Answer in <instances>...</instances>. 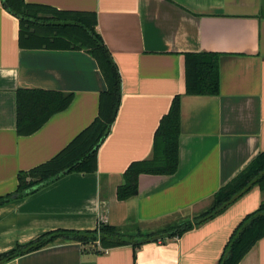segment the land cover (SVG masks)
<instances>
[{"label":"crops","instance_id":"obj_1","mask_svg":"<svg viewBox=\"0 0 264 264\" xmlns=\"http://www.w3.org/2000/svg\"><path fill=\"white\" fill-rule=\"evenodd\" d=\"M56 11L88 12L121 80L115 120L97 150V171L70 173L0 205V254L53 230L142 227L191 216L264 151V0H23ZM218 54L217 96L184 94L186 54ZM18 90L71 93L69 106L38 130H16ZM106 83L84 50L29 46L0 0V197L17 176L58 155L98 115ZM180 98L179 164L170 176L140 175L137 195L117 187L149 159L154 133ZM264 193L253 188L223 213L165 243L97 254L57 242L6 264H216L234 228ZM199 212V211H198ZM87 250V251H86ZM238 264H264V237Z\"/></svg>","mask_w":264,"mask_h":264},{"label":"trees","instance_id":"obj_2","mask_svg":"<svg viewBox=\"0 0 264 264\" xmlns=\"http://www.w3.org/2000/svg\"><path fill=\"white\" fill-rule=\"evenodd\" d=\"M5 9L18 18L20 41L29 46L62 47L84 50L96 61L106 83L100 93L98 115L58 155L17 176V187L11 194L0 197V205L14 198H23L70 173L97 171V150L108 135L121 101V80L115 63L95 30L96 17L88 12L56 11L44 6L25 4L23 0H3ZM218 54H186L184 60V94L217 96L219 93ZM73 95L61 92L18 90L16 95V130L29 135L38 130L51 116L65 110ZM180 98L175 95L168 112L160 119L154 133L149 159L132 162L123 173L117 187L119 201L137 195L140 175L170 176L179 164ZM253 188L264 193V151L235 178L220 188L208 207L192 219L155 231L143 230L134 216L124 226L99 223L93 230H53L35 239L17 244L0 254V264L35 252L57 242H78L90 251L101 254L112 248L131 246L133 251L151 242L165 243L223 213ZM264 237V199L259 207L247 214L234 228L216 264H238L252 247ZM87 251V250H86Z\"/></svg>","mask_w":264,"mask_h":264},{"label":"rangeland","instance_id":"obj_3","mask_svg":"<svg viewBox=\"0 0 264 264\" xmlns=\"http://www.w3.org/2000/svg\"><path fill=\"white\" fill-rule=\"evenodd\" d=\"M263 196H264V194H263ZM208 205H209V203L203 209L198 210L199 212L196 211L191 216H179V217L172 218L171 220H168L165 223L161 222V223H158V224H155V225H151V226L147 225L146 227H141V228L143 230L155 231V230H158V229H162V228L177 224V223H179V222H181L183 220H186V219H192L194 216H196L197 214H199L202 211H204L208 207Z\"/></svg>","mask_w":264,"mask_h":264}]
</instances>
